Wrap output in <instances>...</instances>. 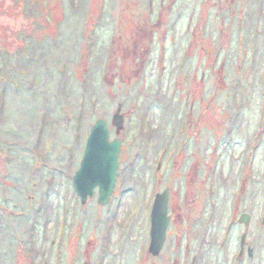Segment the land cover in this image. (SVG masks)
<instances>
[{
	"label": "rangeland",
	"instance_id": "374dc122",
	"mask_svg": "<svg viewBox=\"0 0 264 264\" xmlns=\"http://www.w3.org/2000/svg\"><path fill=\"white\" fill-rule=\"evenodd\" d=\"M98 119L128 168L81 204ZM183 123L199 139L178 149ZM182 149L144 194L159 150ZM0 264H264V0H0Z\"/></svg>",
	"mask_w": 264,
	"mask_h": 264
},
{
	"label": "water",
	"instance_id": "95a60500",
	"mask_svg": "<svg viewBox=\"0 0 264 264\" xmlns=\"http://www.w3.org/2000/svg\"><path fill=\"white\" fill-rule=\"evenodd\" d=\"M118 113V112H117ZM113 116V125L120 131V118ZM120 150V140L109 141V130L104 120L94 122L86 138L85 147L79 166L72 176V187L80 203L91 199L97 190V202L105 205L109 201L114 188L118 168L117 154ZM167 191L156 194L150 211L149 247L148 252L157 256L166 238L168 224ZM247 217L245 218V221Z\"/></svg>",
	"mask_w": 264,
	"mask_h": 264
},
{
	"label": "flooded vegetation",
	"instance_id": "af4514ba",
	"mask_svg": "<svg viewBox=\"0 0 264 264\" xmlns=\"http://www.w3.org/2000/svg\"><path fill=\"white\" fill-rule=\"evenodd\" d=\"M111 125L115 128L114 134L116 135L117 128L113 125V122L112 121H111ZM181 126H183L184 131H183L182 136L180 138V141L181 142L177 145V148L180 149L181 147H185L186 146L185 139L187 137H189V136H190L189 137V141L191 142V144H196V141L199 139V137H197L198 130L196 129V124H194V128H192L190 124H186V123L181 124ZM122 127H123V124H122V121H121V124H120V128L121 129H120L119 132H121ZM112 140H114V138L113 139H110V136H109V141H112ZM120 143H121V141H120ZM120 149H121V146H120ZM192 152L195 153L196 150H192ZM186 153H187V150H183V149L182 150H159L158 156L162 155L163 157H165L166 155H168V156H171V158H170V160L167 163H164L163 165L161 164V161H158L157 158L154 159V161L151 163V165L153 167V172H148L147 173L148 176H147L146 181L149 184V186L148 187L146 185L144 186V188H145L144 194L147 193L149 195V192L152 190V188H154L156 186V184H157L156 182H160V179H158L156 176H160V177L162 176L163 177L166 166H170L171 165L172 170H174V166L175 167H181L182 165H185V163L187 161V157L185 156ZM256 153L257 152H255V151H252L250 153L249 156H251V157L250 158H249V156L247 157V163H246V166L244 167V169L246 168V170H248V171L251 170L250 165H248V161L250 160V162H251V160L252 161L255 160ZM195 155H196V153H195ZM146 163H147V161H146ZM125 165L126 166H124V167L121 166L120 170L117 169L116 179H115V183H117V184H118L119 180H121L122 178H124V172L128 168L127 164H125ZM161 168H162V170H161ZM167 169H169V168H166V170ZM194 169H195V172L193 173V182H192V185L195 184L196 181H197V163H196ZM149 180H151V182H149ZM114 188H116V187H114ZM156 189L157 188L154 189V193H155ZM194 192H195V190L191 193V195H193ZM163 193H164L163 191L161 193H159V192L155 193L154 194V197H153V200H154L156 194H163ZM96 194H97V190H96ZM121 196L122 195H120L117 198L120 199ZM152 203H153V201H152ZM167 204H168V192H167ZM150 211H151V209H150ZM149 221H150V213H149ZM167 226H168V224H167ZM166 229H167V227H166ZM223 240H224V238H223ZM148 247H149V245H148Z\"/></svg>",
	"mask_w": 264,
	"mask_h": 264
}]
</instances>
